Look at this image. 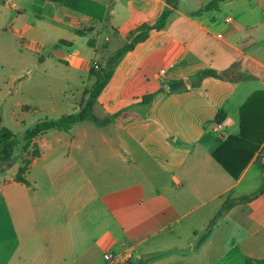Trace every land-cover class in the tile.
Instances as JSON below:
<instances>
[{
	"label": "crops",
	"instance_id": "0c3cea01",
	"mask_svg": "<svg viewBox=\"0 0 264 264\" xmlns=\"http://www.w3.org/2000/svg\"><path fill=\"white\" fill-rule=\"evenodd\" d=\"M209 1L0 0L3 125L4 114L22 125L41 108V64L51 62V88L63 85L62 102L51 98L48 110L59 112L51 119L88 101L93 61L113 70L89 119L38 134L31 155L0 173V264H116L105 254L127 251L132 257L117 264L264 258V194L217 218L227 198L264 189L257 155L264 140L237 179L214 157L240 133V108L264 90V8L226 0L201 11ZM180 2L191 13L184 21L201 30H153L110 60L106 26L119 50L131 30L165 9L179 11ZM82 38L89 46L71 51ZM219 109L226 118L215 132ZM25 157L30 184L16 179Z\"/></svg>",
	"mask_w": 264,
	"mask_h": 264
},
{
	"label": "trees",
	"instance_id": "16d2710c",
	"mask_svg": "<svg viewBox=\"0 0 264 264\" xmlns=\"http://www.w3.org/2000/svg\"><path fill=\"white\" fill-rule=\"evenodd\" d=\"M68 3V0H61ZM226 0H211L202 9L211 10L217 8L221 2ZM171 9H165L155 21H144L135 29L131 30L127 42L116 52V61L122 59L130 50L134 49L138 43L146 41L151 31L162 30L165 28ZM91 73L97 77L95 84L89 90L90 97L78 112L61 116L58 119L43 118L34 123L23 132L22 150L27 151L34 138L49 129L55 128L64 131H70L73 125L81 120L89 119L95 102L100 94L107 88L112 77L113 70L110 66L107 71H101L96 68L91 69ZM226 72H223L224 74ZM226 112L219 109L216 120L224 121ZM0 107V173L10 169L18 160L16 154L17 136L15 132L6 125L1 123ZM240 125L241 130L238 135L229 136L214 152L216 160L235 178L237 179L248 163L253 153L259 148L264 140V90L255 92L250 99L240 108ZM30 160H25L19 168L16 179L30 184L25 176L27 166ZM264 194V189L243 195L238 199L227 198L222 209L217 214V218L222 216L231 207L240 202H250L253 199ZM247 264H264L263 259L248 258Z\"/></svg>",
	"mask_w": 264,
	"mask_h": 264
},
{
	"label": "rangeland",
	"instance_id": "374dc122",
	"mask_svg": "<svg viewBox=\"0 0 264 264\" xmlns=\"http://www.w3.org/2000/svg\"><path fill=\"white\" fill-rule=\"evenodd\" d=\"M257 2L259 5L262 6V8H264V0H258ZM174 4H176V2ZM177 8L179 11H177L175 9L171 10L172 13H171L169 22L167 23V25L165 26V28L163 30H201L198 27L193 26L192 24H189L186 21H184L182 15L183 14H187V15L191 14L188 7H186L184 5L182 6V3L180 2L177 5ZM263 26H264V24H263ZM262 29L264 30V27ZM100 33L102 34V38H104L107 34L111 35L112 41L110 42V53L113 56H111L110 60H116L115 55H116V52L118 51V47L120 45L119 37L117 36L114 29L110 25L106 26ZM79 43H77L76 46L71 49V51H74L76 49H80L83 46L84 47L89 46L87 44L86 38L85 39L82 38ZM81 43L83 45H81ZM102 43H103V41H99L98 46H97L98 51L101 50ZM91 50H95V48H92ZM47 53L48 52L45 51L46 56H47ZM102 61H104V60H102ZM110 64H111V62L109 64H107L106 62H103V66H100V64L98 63V65H99L98 70L107 71L110 67ZM171 68H173V70H175L174 64L171 65ZM38 75H39L38 87L36 88L35 91H36V98L39 102L38 105L41 108L37 111L29 112V114L25 115L24 119L26 122L22 125H16L14 122L11 121L10 115L4 114L5 125H7L9 128H11L17 136L16 154L19 158L21 156L31 155V150H29V149L27 151L22 150V146H23L22 144L24 142L23 131L27 127H31L32 124L34 122H36L37 120H40V119H43L46 117H48L50 119H51V117L52 118L59 117V114H58L59 112H51V109L48 110V108L50 107V104H51V98L55 99L56 101H61L63 99V95L61 93V89H62L61 87H63L62 83H57L56 85H52V88H51V62H48L47 64H41ZM41 103H44V104H41ZM61 111H62V113L67 112L66 108H62ZM21 117H23V114H21ZM25 160H29L28 157L27 158L25 157L23 162Z\"/></svg>",
	"mask_w": 264,
	"mask_h": 264
},
{
	"label": "built area",
	"instance_id": "2783aa9c",
	"mask_svg": "<svg viewBox=\"0 0 264 264\" xmlns=\"http://www.w3.org/2000/svg\"><path fill=\"white\" fill-rule=\"evenodd\" d=\"M232 21V17H227L226 18V22H231ZM92 68H99L98 62L97 61H93L92 62ZM165 70H162V73H164ZM223 127V122L220 121H216L213 124V130L215 132H218L222 129ZM257 155L261 158L262 163L264 164V147L260 148L257 152ZM132 257V253L131 252H125L122 254H117V255H113V254H105V258L109 261H112L114 263H122L125 262L127 260H129V258Z\"/></svg>",
	"mask_w": 264,
	"mask_h": 264
}]
</instances>
